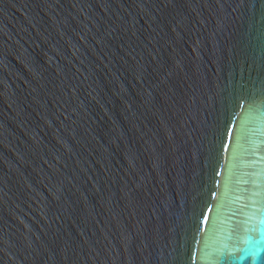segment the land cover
Returning <instances> with one entry per match:
<instances>
[{"label":"water","instance_id":"95a60500","mask_svg":"<svg viewBox=\"0 0 264 264\" xmlns=\"http://www.w3.org/2000/svg\"><path fill=\"white\" fill-rule=\"evenodd\" d=\"M0 264H264V0H0Z\"/></svg>","mask_w":264,"mask_h":264}]
</instances>
